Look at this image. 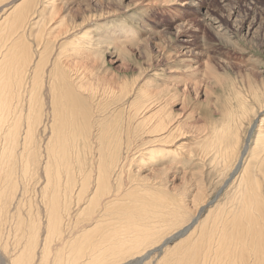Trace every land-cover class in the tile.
<instances>
[{"label":"bare ground","instance_id":"6f19581e","mask_svg":"<svg viewBox=\"0 0 264 264\" xmlns=\"http://www.w3.org/2000/svg\"><path fill=\"white\" fill-rule=\"evenodd\" d=\"M63 6L60 0H0V264H140L152 253L148 248L156 237L163 239L162 246L155 247L164 252L162 261L168 249L163 246L184 235L180 241L186 245L178 249L177 264H264V203L247 194L250 168L245 159L256 127L253 150L264 142V117L259 119L263 111L248 128L240 153L235 148L241 123H230L227 133L217 134L219 141L208 145L214 159L216 155L228 166L230 177L238 174L231 194L227 190L232 196L219 201L221 206L209 218L198 221L196 215L165 234L164 224L158 223L169 221L175 227L184 215L176 218L175 199L141 183L132 165L157 157L164 150L152 144L173 142L182 136V127L163 115L158 96L131 104L125 99L123 109L99 105L100 99L114 94L113 86L96 78V86L84 88L79 80L86 72L78 74L72 59L70 64L65 60L69 49L65 56L62 48L77 43L78 51H85L83 43L95 46L100 41L88 33L89 41L82 34L53 42L45 28L56 18V26L63 25ZM66 28L59 30L63 37ZM117 30L116 37L135 33L131 27ZM78 51L79 58L90 56ZM77 61L83 69L91 63ZM30 189L34 194L25 200ZM139 252L142 257L129 261Z\"/></svg>","mask_w":264,"mask_h":264},{"label":"rangeland","instance_id":"374dc122","mask_svg":"<svg viewBox=\"0 0 264 264\" xmlns=\"http://www.w3.org/2000/svg\"><path fill=\"white\" fill-rule=\"evenodd\" d=\"M60 1L64 2L60 15L63 12L62 17L65 18L60 28L64 29L69 25L66 28L68 32L64 37V32L59 33L60 28L56 26L58 18L45 28L48 33H52L49 36L53 42L65 38L71 40V35L82 34L89 41L86 37L88 33L91 40L100 41L95 46L83 43L86 52L78 51L77 43L76 46L71 43L73 45L67 44L66 49L62 48L63 54H67L69 49L68 57L65 58L67 55L64 54L62 60L65 58L69 63L72 59L70 63L78 69V74L86 72L79 80L84 88L96 86V78L99 79L98 83L113 86L115 95L110 94L100 99L99 105L111 110L118 106L123 109L125 105L122 103L126 100L131 104L141 102L148 95L154 98L158 96L163 115L172 122L177 121L182 127V136L173 139V142L158 146L157 143L152 144V147H162L164 150L157 152V157L143 164L137 163V167L132 165V174L137 175L142 180L141 183L151 184V188L159 189L160 193L175 199L176 218L184 215L183 221L178 222L175 227L170 226L169 221L158 223L164 224L163 232L166 234L173 231V228L185 226L196 215L198 221L209 218L221 206H218L219 201L232 196L227 190L231 194L234 184L238 183V174L232 176V179L228 166H225L227 170L223 169L225 167L221 159L215 155V160L213 153L208 152L209 143L211 140L218 142L217 134L227 133L225 127L230 123L234 126L241 123L240 133H237L240 136L239 143L235 148L240 153L255 116L264 112V0H191L192 5L185 4L186 0ZM121 27H131L135 31L134 35L127 38L121 35L116 37L113 30ZM49 36L42 37L45 39ZM32 43L35 44L34 41ZM77 51L80 56H90L79 58L75 55ZM84 59L91 62L85 63V69L77 61ZM92 64L95 66H91ZM122 86L126 93H123ZM114 87L118 89L115 90ZM84 94L88 92L84 90ZM115 97L122 98L123 102ZM242 109H245L243 115ZM263 112L259 114L261 117L258 115L259 119L264 117ZM239 113L242 117H238ZM256 130L257 127L252 133L253 137ZM41 136L42 133H39V137ZM252 140L251 152L249 156H245L250 168L249 178L251 177L246 178L247 187L250 185L248 189L251 190L247 194L256 196L257 200L264 203V142L258 147L261 149L253 150ZM136 141L138 143L140 139ZM132 143L130 146L135 145ZM254 152L258 153L255 155ZM220 166L222 168L219 169ZM30 183L36 195L35 180L32 178ZM31 189L24 193L25 200L34 194ZM33 199L39 206L37 198ZM200 208L203 210L200 211ZM248 209H252L251 206ZM149 225L153 231V226ZM183 237L173 239L163 246V249H168L162 261L160 258L164 252L156 248L162 246L163 239L154 238L157 242L148 248L149 251L153 249L152 253L140 264H170L172 260L177 264L180 258H176L177 252L186 245L184 241H180ZM140 253H136L129 261L142 257ZM124 263L127 262L121 264Z\"/></svg>","mask_w":264,"mask_h":264}]
</instances>
